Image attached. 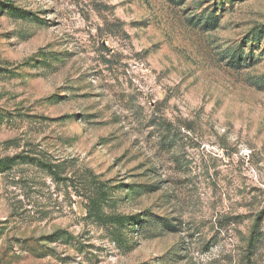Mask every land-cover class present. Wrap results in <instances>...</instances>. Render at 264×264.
Segmentation results:
<instances>
[{
  "label": "rangeland",
  "instance_id": "obj_1",
  "mask_svg": "<svg viewBox=\"0 0 264 264\" xmlns=\"http://www.w3.org/2000/svg\"><path fill=\"white\" fill-rule=\"evenodd\" d=\"M0 264H264V0H0Z\"/></svg>",
  "mask_w": 264,
  "mask_h": 264
},
{
  "label": "trees",
  "instance_id": "obj_2",
  "mask_svg": "<svg viewBox=\"0 0 264 264\" xmlns=\"http://www.w3.org/2000/svg\"><path fill=\"white\" fill-rule=\"evenodd\" d=\"M14 161V158H10V159H5L3 162L4 163H9V162H13ZM149 188H151V187H149ZM250 246H254L252 243L250 244Z\"/></svg>",
  "mask_w": 264,
  "mask_h": 264
}]
</instances>
